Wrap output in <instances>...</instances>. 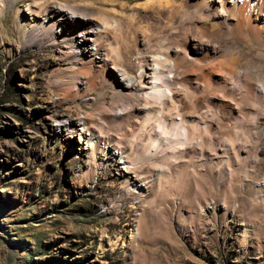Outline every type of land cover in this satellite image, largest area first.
<instances>
[{
    "label": "rangeland",
    "instance_id": "rangeland-1",
    "mask_svg": "<svg viewBox=\"0 0 264 264\" xmlns=\"http://www.w3.org/2000/svg\"><path fill=\"white\" fill-rule=\"evenodd\" d=\"M147 2L0 0V264H264V107L257 99L240 96L231 115L219 108V91L191 96L179 89L189 125L198 116L212 127L205 153L137 154L141 170L149 166L162 176L140 200L121 196L127 181L144 184L122 152L113 144L95 147L80 124L87 117L90 128L112 137L107 113L127 106L126 94L137 93L140 83L129 90L108 67L118 76L113 85L99 62L84 73L89 63L73 51L80 36L69 34L71 25L90 16L110 22L114 11L129 37L125 64L140 78L132 31H144L153 45L152 35L190 25L184 1H164V10L176 13L174 24ZM71 5L81 9L66 18ZM45 20L58 26L44 27ZM211 41L246 77L264 83V42L230 33ZM96 74L101 83L92 87ZM154 125L157 132L171 127ZM228 141L243 150L226 154Z\"/></svg>",
    "mask_w": 264,
    "mask_h": 264
},
{
    "label": "bare ground",
    "instance_id": "bare-ground-1",
    "mask_svg": "<svg viewBox=\"0 0 264 264\" xmlns=\"http://www.w3.org/2000/svg\"><path fill=\"white\" fill-rule=\"evenodd\" d=\"M164 1L171 5L178 2L182 4L184 1L190 8V12L183 21L188 20L190 25H184L181 32L173 29L170 32H164L167 34L166 37L152 35L153 45L150 38L145 37L144 31L139 33L132 31L133 41L140 46L137 61L140 78L125 64V61L129 59L126 46V40L129 37L119 26L114 11L107 13L111 16L110 22L108 20L101 22L90 16L86 18L82 26L73 23L69 30L70 35L78 32L80 36L79 40L74 39L73 51L76 55L86 58V63H89L84 73H90L93 64L99 62L103 79H106L105 76L109 73L108 67H112L124 80V87L129 90L134 87L136 81L140 83L139 86L137 83L139 87H136L137 93L130 91L126 94L129 98L127 106L107 113L108 126L114 132L112 137L105 138L104 134L90 128L87 117L80 119V124L90 130L91 135L95 137V147L100 144L107 146L113 144L122 152L126 166L134 169L137 176L144 182L140 186L130 180L127 181L129 188L121 195L125 200H140L141 196L152 192L156 179L160 182L161 175L159 178L155 175L157 176L155 178L151 167H144L145 170H141V165H136V155L140 152L150 158L159 154L169 157L167 154L190 152L197 154L199 152L203 156L205 153L203 144L207 142L205 134L212 127L209 123H202L198 116L195 117L198 123L194 126L189 125L190 118L181 111L183 101L179 89L188 91L191 96H195L197 91L201 93L210 89L219 91L224 96L219 99V108L228 111L231 115L235 108L234 101L240 100V96H251L264 107V83H255L246 77L237 69L236 59L229 58L225 51L219 50L211 41L212 36L230 33L233 38L237 37L244 41L254 38L263 44L264 0H148L147 3L152 2L157 6L156 8L159 9L157 13L164 15L169 23L174 24L172 17L176 13L172 9L164 10L166 5ZM80 9V6L71 5L70 10L68 9L69 11L64 15L66 18H72L71 15L76 16L77 10ZM195 17L203 18V21L192 22ZM41 24L53 29L58 26L57 20H45ZM177 70H183L186 73L182 79L169 76ZM110 75L113 85H117L118 76L114 73ZM99 77L96 74L90 78L89 85L92 87L99 85L101 83L98 80ZM216 91L215 95L218 94ZM187 106L194 108L196 105L187 104ZM156 121L163 122L166 124L164 126L169 123L170 130L164 128L157 132L154 129ZM197 136H201V140ZM214 140L212 143L217 146L218 143ZM179 143L181 146L178 145ZM236 147L228 141L225 143L224 151L226 154H238L243 150ZM224 166V162L221 163V171ZM162 173L166 171L162 170L160 174Z\"/></svg>",
    "mask_w": 264,
    "mask_h": 264
}]
</instances>
